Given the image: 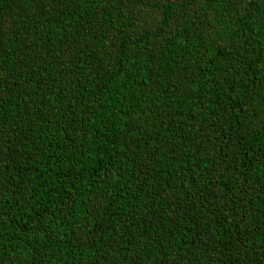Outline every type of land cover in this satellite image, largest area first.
<instances>
[{
  "label": "trees",
  "instance_id": "16d2710c",
  "mask_svg": "<svg viewBox=\"0 0 264 264\" xmlns=\"http://www.w3.org/2000/svg\"><path fill=\"white\" fill-rule=\"evenodd\" d=\"M0 264H264V0H0Z\"/></svg>",
  "mask_w": 264,
  "mask_h": 264
},
{
  "label": "rangeland",
  "instance_id": "374dc122",
  "mask_svg": "<svg viewBox=\"0 0 264 264\" xmlns=\"http://www.w3.org/2000/svg\"><path fill=\"white\" fill-rule=\"evenodd\" d=\"M154 19H155V15H153V14H151V15H144L143 17H141V25L142 26H146V25H150V26H153L154 25V23L152 22V21H154ZM149 22H152V23H150L149 24ZM136 30H138L137 28H136Z\"/></svg>",
  "mask_w": 264,
  "mask_h": 264
}]
</instances>
